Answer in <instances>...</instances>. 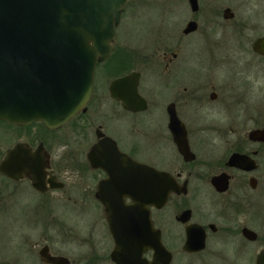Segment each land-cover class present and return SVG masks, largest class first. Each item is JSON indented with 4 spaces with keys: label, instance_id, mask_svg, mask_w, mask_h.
Instances as JSON below:
<instances>
[{
    "label": "flooded vegetation",
    "instance_id": "obj_1",
    "mask_svg": "<svg viewBox=\"0 0 264 264\" xmlns=\"http://www.w3.org/2000/svg\"><path fill=\"white\" fill-rule=\"evenodd\" d=\"M185 1L180 32L150 52L115 36L68 120L15 124L29 128L0 142V264H264V137L250 136L264 129V0ZM145 65L155 74L146 92ZM131 71L143 104L111 93ZM139 164L175 182L149 205L168 254L142 244L144 224L125 217L130 193L145 189Z\"/></svg>",
    "mask_w": 264,
    "mask_h": 264
},
{
    "label": "water",
    "instance_id": "obj_2",
    "mask_svg": "<svg viewBox=\"0 0 264 264\" xmlns=\"http://www.w3.org/2000/svg\"><path fill=\"white\" fill-rule=\"evenodd\" d=\"M127 1L0 0V119L56 126L81 109L92 92L96 63L110 55ZM259 46H264V38ZM137 81L136 71L119 76L110 84L111 93L143 104ZM177 120L174 116L172 128L182 129ZM250 136L262 138L264 129H253ZM242 157L234 153L231 159L242 163ZM11 158L12 151L8 161ZM138 167L145 189L130 193L133 202L126 205L125 217L144 224L147 235L142 244L152 246L157 256L168 254L159 234H154L149 205H163L175 182L166 171L147 164ZM130 253L140 254L135 249Z\"/></svg>",
    "mask_w": 264,
    "mask_h": 264
},
{
    "label": "rangeland",
    "instance_id": "obj_3",
    "mask_svg": "<svg viewBox=\"0 0 264 264\" xmlns=\"http://www.w3.org/2000/svg\"><path fill=\"white\" fill-rule=\"evenodd\" d=\"M130 3L128 9L132 5L133 7L136 6L135 12L130 13V11H127L122 18V23L117 27V35L115 38V46L117 47L125 45L126 43L130 47L147 48L145 52H150L154 47L159 45L161 39L165 41L171 40V34L175 33L177 29L179 33L185 23L184 18L186 16L183 18L187 12V3L185 0H133ZM193 38L195 37L191 39ZM185 45L188 44L185 43ZM187 51L192 53L195 49L189 46L187 47ZM112 60L111 58L109 62ZM147 62L150 63L151 61L147 59ZM120 63H123V61ZM132 64L130 65L132 67L138 66L136 63V66ZM142 67H144L145 74L142 78V90L146 92L148 91V87H154L152 83H154L155 74L153 75V71L150 73L149 66L145 65ZM96 79L97 86L102 90L105 83V75L101 70L97 73ZM112 126L113 129L120 128L116 125ZM28 128L25 125H15L0 121V142L15 141L21 132H23L22 129ZM262 213L264 215V211Z\"/></svg>",
    "mask_w": 264,
    "mask_h": 264
},
{
    "label": "trees",
    "instance_id": "obj_4",
    "mask_svg": "<svg viewBox=\"0 0 264 264\" xmlns=\"http://www.w3.org/2000/svg\"><path fill=\"white\" fill-rule=\"evenodd\" d=\"M0 121H4V120H2V119H0ZM5 123H8V122H6V121H4Z\"/></svg>",
    "mask_w": 264,
    "mask_h": 264
}]
</instances>
